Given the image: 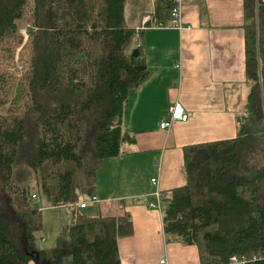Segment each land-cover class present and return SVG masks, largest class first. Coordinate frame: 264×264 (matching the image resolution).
<instances>
[{"label": "trees", "instance_id": "16d2710c", "mask_svg": "<svg viewBox=\"0 0 264 264\" xmlns=\"http://www.w3.org/2000/svg\"><path fill=\"white\" fill-rule=\"evenodd\" d=\"M128 1L0 0V264H122L130 214L90 215L80 204L104 160L133 141L124 112L149 77L136 68L146 60ZM171 8L156 0L152 26ZM244 10L247 116L236 138L184 146L186 183L162 209L167 239L196 245L201 264L264 253V0H244ZM17 167L53 206L71 207L52 248L37 244L42 209Z\"/></svg>", "mask_w": 264, "mask_h": 264}, {"label": "crops", "instance_id": "0c3cea01", "mask_svg": "<svg viewBox=\"0 0 264 264\" xmlns=\"http://www.w3.org/2000/svg\"><path fill=\"white\" fill-rule=\"evenodd\" d=\"M150 1L152 9L139 10L133 25L127 21L131 27L155 10L156 0ZM184 21L183 29L151 26L137 37L149 77L130 91L124 112L123 128L133 141L104 160L91 200L82 198L90 215L130 214L134 233L119 239L122 264H161L163 258L201 264L196 245L167 239L163 211L150 204L160 191L163 209L171 191L186 183L184 146L236 138L248 113L244 0H184ZM176 101L190 117L163 129Z\"/></svg>", "mask_w": 264, "mask_h": 264}, {"label": "rangeland", "instance_id": "374dc122", "mask_svg": "<svg viewBox=\"0 0 264 264\" xmlns=\"http://www.w3.org/2000/svg\"><path fill=\"white\" fill-rule=\"evenodd\" d=\"M152 4L150 0H129L127 5V21L133 25V16L137 15L139 10H150ZM136 40L137 37H136ZM14 179L21 184H29L35 191V196L38 201L39 207L42 209L43 226L37 232V244L40 248H52L57 244L59 237L62 234L63 226L71 223L73 214L71 207L68 205L53 206L49 200L39 193L36 185L34 173L30 169L17 167L14 174ZM93 196V195H91ZM87 201L91 200L90 196H82ZM166 204V203H164ZM90 210L94 204H89ZM86 213V210H81Z\"/></svg>", "mask_w": 264, "mask_h": 264}, {"label": "built area", "instance_id": "2783aa9c", "mask_svg": "<svg viewBox=\"0 0 264 264\" xmlns=\"http://www.w3.org/2000/svg\"><path fill=\"white\" fill-rule=\"evenodd\" d=\"M154 12L143 13L140 18L139 24L135 27L137 35H140L145 29L152 26L154 21ZM156 27H170L175 29H183L185 26L184 21V0H172V8L170 12L169 20L166 23H159L154 25ZM169 119L163 121L161 123V127L163 129H169L173 125V123L177 120L187 121L190 117V114L186 110L185 106L180 102L176 101L170 104L169 106ZM152 181L154 183L157 182V178H153ZM157 201L151 202L150 206L152 208H156L159 211H162V195L160 191L156 192ZM92 202H99L97 198H94ZM81 207H86L87 202H82ZM262 262L264 261V253L256 254L251 257L248 256H231L230 259L221 264H251L253 262ZM161 264H167V260L165 258L161 259Z\"/></svg>", "mask_w": 264, "mask_h": 264}, {"label": "water", "instance_id": "95a60500", "mask_svg": "<svg viewBox=\"0 0 264 264\" xmlns=\"http://www.w3.org/2000/svg\"><path fill=\"white\" fill-rule=\"evenodd\" d=\"M133 55L135 57L139 55V52H138V49L137 48L134 50V54ZM136 68L139 69V70H143V69L146 68V66L145 65H138V66H136Z\"/></svg>", "mask_w": 264, "mask_h": 264}]
</instances>
